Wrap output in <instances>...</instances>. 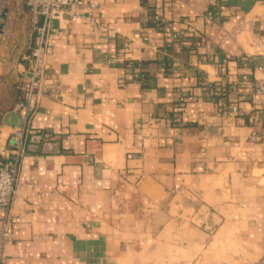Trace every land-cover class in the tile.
Here are the masks:
<instances>
[{"label":"crops","instance_id":"crops-1","mask_svg":"<svg viewBox=\"0 0 264 264\" xmlns=\"http://www.w3.org/2000/svg\"><path fill=\"white\" fill-rule=\"evenodd\" d=\"M81 1L0 121L2 264H264V0Z\"/></svg>","mask_w":264,"mask_h":264},{"label":"built area","instance_id":"built-area-1","mask_svg":"<svg viewBox=\"0 0 264 264\" xmlns=\"http://www.w3.org/2000/svg\"><path fill=\"white\" fill-rule=\"evenodd\" d=\"M81 5V0H25L31 33L33 35L30 54L27 58L28 67L23 72V77L26 79V92L18 108L19 112H23L25 118L31 113L33 96L43 83L50 20L54 15H72L71 7ZM217 16H220L219 11H215L213 16L209 14L207 18L211 19ZM86 19L91 20L89 15ZM257 70L264 72V61L257 67ZM119 84L123 85V81L121 80ZM255 91L256 93H264V82L257 83ZM217 93L225 95L226 91L222 89ZM231 110L236 112L237 107L234 105L231 107ZM26 132H29L26 125L18 129L13 137V143L9 148L8 155L0 157V209L5 212L9 211L14 193L19 159L25 154L24 139ZM36 134L40 135L43 139L50 138L48 133L37 131ZM7 238V231L2 229L0 232V264H2L3 243Z\"/></svg>","mask_w":264,"mask_h":264},{"label":"rangeland","instance_id":"rangeland-1","mask_svg":"<svg viewBox=\"0 0 264 264\" xmlns=\"http://www.w3.org/2000/svg\"><path fill=\"white\" fill-rule=\"evenodd\" d=\"M7 10L0 32V121L10 111H19L26 92V79L18 69L29 53L32 31L25 0H0V13Z\"/></svg>","mask_w":264,"mask_h":264},{"label":"water","instance_id":"water-1","mask_svg":"<svg viewBox=\"0 0 264 264\" xmlns=\"http://www.w3.org/2000/svg\"><path fill=\"white\" fill-rule=\"evenodd\" d=\"M6 14H7V10L5 8H3L2 11H1V13H0L1 20H5ZM2 28H3V24L0 23V32H1V29Z\"/></svg>","mask_w":264,"mask_h":264},{"label":"trees","instance_id":"trees-1","mask_svg":"<svg viewBox=\"0 0 264 264\" xmlns=\"http://www.w3.org/2000/svg\"><path fill=\"white\" fill-rule=\"evenodd\" d=\"M32 46V45H31ZM28 54H30V48H29V53Z\"/></svg>","mask_w":264,"mask_h":264}]
</instances>
